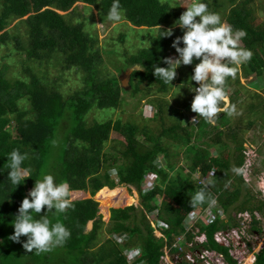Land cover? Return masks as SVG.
<instances>
[{"label": "trees", "instance_id": "16d2710c", "mask_svg": "<svg viewBox=\"0 0 264 264\" xmlns=\"http://www.w3.org/2000/svg\"><path fill=\"white\" fill-rule=\"evenodd\" d=\"M250 1L204 0L209 10L219 13L225 23L247 33L241 46L253 52L251 61L240 66L234 78H228L227 96L229 103L235 106L243 98L238 88L243 87L240 76L246 80L251 75L256 78L264 76V21L255 23ZM77 3L95 6L98 17L105 21L108 20L107 14L113 0H0V48L14 43L15 49L25 52L29 59L38 61L40 65H57L62 70L75 69L82 80L81 88L66 94L60 88L63 73L49 80L46 74L39 75L32 66L24 65L18 71L19 74L25 71L26 78L14 79L10 76L9 64L2 63L9 55H2L0 241L3 243L0 244V264H18L23 257L26 264H128L124 253L134 247L139 248V260L143 264H160L163 246H170L174 237L182 233L183 218L199 207H207L217 194L225 218L218 217L214 223L202 226L201 230L208 237V243L203 246L222 252L228 264H237L229 248L215 243L213 234L224 225L230 229L239 227L240 221L236 220L235 214L245 211L250 212L251 231L260 233L264 221L261 223L256 213L264 218V199L259 204H253L255 197L246 188L243 173L236 171L244 166L241 151L245 149L237 131L240 127H229L227 112L218 114L215 125L201 117H197L195 125H183L180 121L166 125L163 115L167 107L163 106L161 99L154 98L148 102L156 107L151 118L162 120L157 131H152L147 124L140 126L134 121L119 118L93 123L86 120L92 109H112L122 105V92L136 94L142 91L147 95L152 94L154 89L160 93L169 90L168 85L154 76V67H168L163 62L166 54L174 50L172 43L175 38L183 35V30L175 25L182 13L169 0H120L126 22L149 33L155 30L148 44L141 45L131 54L124 51L121 56L125 69L135 67L128 91L120 86L119 76L107 69L101 54L103 48L98 37L90 35L86 29L85 20L66 16L70 10H75ZM13 20H17L16 25L20 30L23 24L25 32L6 30ZM158 26L161 31L171 28L173 35L159 38ZM120 36L121 40H125V31ZM115 46L109 44L107 50L103 49L105 56L108 55L107 60L116 53L118 56L120 48ZM180 46L183 47V44ZM197 63L199 60L194 59L192 65L177 68L179 84H197L191 81ZM114 64L119 65L115 66L116 69L122 68L121 62ZM254 94L261 98L258 93ZM188 103L191 105V102ZM262 103L264 97L261 106ZM260 104L255 107H260ZM252 122L248 121L243 129H247ZM111 131L121 136V139H117L120 148H117V154L112 155L105 150ZM139 134L144 136V140L140 139ZM223 137H226V141H222ZM58 142L63 148L56 149ZM220 143H224L221 147L226 148L225 155L218 148L222 158L210 150L213 146L220 147ZM172 147H185L189 158L186 166L188 172L185 173L186 168H179L173 174L169 172L174 165L171 160L173 154L170 153ZM14 149L28 154L25 166L32 169V176L16 187L8 179V157ZM160 155L166 162L164 166L158 160ZM111 170H115L117 179L110 175ZM196 170L201 178L199 183L192 177ZM47 173L53 174L56 182L67 181L72 191H87L91 197L72 200L73 206L64 213H47L53 223H63L71 231V237L49 252L29 253L22 246L26 237L22 236L20 243L11 241L5 225L9 223L12 226L11 222L15 220L27 191L34 187L35 180ZM210 174H213L212 179L202 182ZM148 179L152 180L153 186L144 191ZM232 181L230 186L233 190L230 191L227 185ZM122 184L138 191L140 207L111 208L109 221L105 223L93 196L105 186L112 189ZM202 188L208 194V199L204 204L193 206L191 198ZM157 197L161 198L160 205ZM155 209H158L157 218L166 224L161 228L166 241L154 234V228L146 217ZM45 211L46 208L42 209L39 215H44ZM90 221L92 227L87 230ZM103 227L109 234H127L128 241L120 244L108 238L102 243L99 237ZM190 239L188 234L187 240ZM177 252L178 248H171V253ZM179 255L182 257L183 253ZM254 264H264V247L256 254Z\"/></svg>", "mask_w": 264, "mask_h": 264}, {"label": "rangeland", "instance_id": "374dc122", "mask_svg": "<svg viewBox=\"0 0 264 264\" xmlns=\"http://www.w3.org/2000/svg\"><path fill=\"white\" fill-rule=\"evenodd\" d=\"M165 1V0H163ZM170 3L175 6V8H178V10L183 13L186 11V8L183 6H186L188 3H190V0H169ZM89 7L85 6V4L77 3L75 5V10H70L66 16L72 17L74 19H79L80 21L85 20L86 29L89 31L90 35H96L99 40L100 47L107 50L108 45L116 44V48H120L118 50V56L116 54L112 55V58L110 60H107V56H105V50L102 49L101 54L104 60V63L107 66V69L112 72L115 75H120L122 72V69L125 70V66L123 64V59L121 56H123L124 51H128L129 54L136 52L141 45L148 44V40L150 35H152L153 32H147L146 29L141 27H134L131 23L126 22L123 18L119 23L110 22L108 20L101 21L98 17L97 11L95 6L88 5ZM249 6H251L254 10V17H255V23H260L264 21V0H251ZM85 8L87 10H85ZM90 9V10H89ZM85 10V12H84ZM226 11V9H225ZM66 13V12H65ZM64 13V14H65ZM83 14V15H82ZM87 17V18H85ZM17 20H13L11 23L7 25L5 28L6 30H12L16 31L17 33H21V31L25 32L23 29L24 25L22 24V28H20L16 25ZM136 28V29H135ZM169 29V28H168ZM123 31L126 33V39L121 40L120 34ZM146 35V38L144 37ZM14 43L6 44L1 46L0 48V67L2 63L9 64L10 68V76L14 79H25L26 73L19 74V69H21L24 65L32 66L36 71H38L39 75H44L48 79L53 78L55 79L58 77L59 74H62V86L60 87L63 92L66 94L71 93L72 91L81 88L82 86V80L80 74L77 73L75 69H67L62 70L59 66H51V65H40L38 61H35L34 59H29L25 52L21 51L19 49H15L13 46ZM9 49L11 52L9 53ZM8 53L9 57L5 60L2 58V55ZM125 55V54H124ZM178 54L176 53L175 49L168 51L166 54V58H177ZM6 61L2 62L1 61ZM35 61V62H34ZM62 61L65 62V57L62 55ZM122 65L121 69H116V65L114 63H120ZM176 77L171 81V86H169V90L167 92H157L155 89L152 94H143V92H138L136 94H132L130 92L127 93H121L123 104L112 109H92L86 116V120L88 123H93L94 121H105L107 119H121L122 121H134L138 123L140 126L147 124L151 126L152 131H157V128L159 125H161V118H151L153 115V108L156 107L150 104L148 102L149 99H161L163 101V106L167 107V110L165 112V116L163 115V120L166 125H169L173 122L180 121L183 125H195L197 123L194 121L195 114L191 111V105L188 102H192L194 93L190 91V88L188 87V83L184 82V84H179L177 82V77H180L178 69H176ZM49 79V80H50ZM240 81L242 82L243 87L239 86L241 95H243V98L240 100V102L236 105L237 113L236 115L229 116L230 117V123L229 127H240L237 131L239 132V136L241 138V141H243V147L244 151H241V154L244 157V172H243V181L247 185V189L251 191V194L254 195L255 200L253 201V204H259L261 202V199H264V104L262 103V106L260 104L262 98L264 97V76L262 78H256V76L251 75L249 79H244L242 76H240ZM192 87H198V84L191 85ZM180 90V91H179ZM130 91V90H128ZM254 93H258L260 97H257ZM172 99V100H171ZM171 101V102H170ZM229 101V99H228ZM260 104V107L256 108L255 106ZM187 105V106H186ZM263 113V115H261ZM248 121H253L252 124L247 128H245ZM226 128V127H225ZM140 139L144 140V136L139 134L138 135ZM117 139H121V136L115 132L111 131L108 142L106 143L105 150L109 152V154H117V148H120L117 144ZM194 140V139H193ZM222 141H226V137L222 138ZM195 140L192 142L194 143ZM220 147H211L210 150L213 154L219 155L221 158L223 155H221L220 150L218 148H221L224 155L226 153V148L221 147L224 145V143L219 144ZM63 148L61 142L56 143V149ZM170 153L173 154L171 157L172 162L174 165L172 168L169 169L170 173H175L177 169L179 168H186L187 162L189 161V158L186 155L185 147H179L170 148ZM159 162L164 165H166V162L163 160V156L160 155L158 158ZM189 169H185V173L188 172ZM197 172L192 173V177L194 180H198L197 183H199L200 175ZM110 175L117 179L114 171H110ZM213 174H210L207 176L206 180H202V182L206 183L208 180L212 179L211 177ZM234 181L231 182V184L227 185L229 187L230 191L233 190V188L230 186L233 184ZM152 180L148 179L143 187L144 190H147L149 187H151ZM118 186H124L126 188L127 192L133 196H135L137 199V203L133 204L135 206L140 207L141 198L138 193V191L134 187H130L128 185L122 184ZM30 191V190H29ZM29 191H27L29 193ZM87 192V191H83ZM100 191L97 192L99 194ZM89 194V192H87ZM75 194H71V199H84V198H90L89 195H79L77 197H74ZM218 196H216L217 203L218 202ZM157 199H160V197H157ZM113 203H115L113 201ZM100 206V203H98ZM251 205V204H250ZM98 206V208H99ZM130 206V205H128ZM127 207V206H124ZM119 207V208H124ZM221 208V206L219 205ZM201 207L198 208V211ZM111 209V208H110ZM222 210V208H221ZM110 211V210H109ZM201 212V210L199 211ZM250 214V212H248ZM100 214V212H99ZM233 214V213H232ZM235 214V213H234ZM249 214L246 212H243L244 219H247L249 221ZM102 219L105 223H108L109 220H107L106 216L102 215ZM110 217V212H109ZM148 219H152V213H148ZM234 217V215H232ZM236 220L240 221V226H242L241 221V215L240 213L235 214ZM260 217V216H258ZM223 218H225L224 212H223ZM261 223L263 222L264 218L261 216ZM243 219V220H244ZM247 221V222H248ZM260 223V224H261ZM247 225V224H245ZM228 225L226 224V227ZM239 226V227H240ZM92 227V221L88 222L87 224V230H90ZM5 228L7 229L8 236H11L14 231L12 230L11 224H6ZM226 230L222 231H230L232 229L225 228ZM245 230V228H244ZM241 237H244L243 242H240V239H237L235 234L231 232L230 239L234 241V245L236 246L233 248L231 253L233 256L238 260L239 264H248V262L251 259L252 253L248 252L249 245H251L253 248V252H259L264 247V225H263V233L262 234H254L243 231L242 234H240ZM109 237H113L112 234H109L104 230V227L102 229V233L99 237L101 239V242L103 243L105 240H107ZM199 238H197L198 240ZM238 240L237 242L235 240ZM226 243H228L226 241ZM247 245V246H246ZM98 247V246H97ZM96 247V248H97ZM95 248V249H96ZM181 250L187 251V246L183 245L181 247ZM190 253L189 251H187ZM205 257H209V260L212 259V262L216 261V264H226L223 259L220 257L219 261L217 262V257L214 255V253H204ZM173 255H170L168 253V256L165 257L164 262L167 264H174V261H172ZM215 257V259H214ZM23 257L22 259H24ZM19 259L18 264H26L25 260ZM186 264H189L186 262ZM205 264V263H200ZM251 264V263H249Z\"/></svg>", "mask_w": 264, "mask_h": 264}, {"label": "clouds", "instance_id": "9594fccd", "mask_svg": "<svg viewBox=\"0 0 264 264\" xmlns=\"http://www.w3.org/2000/svg\"><path fill=\"white\" fill-rule=\"evenodd\" d=\"M183 7L186 11L175 22V25L183 30V35L176 37L172 43L178 56L165 58L163 62L168 67L155 66L153 74L165 85L171 86L178 67L192 65L194 59L199 60L191 76V81H195L198 87L188 85L194 93L190 107L191 111L197 114L194 121L201 117L207 123L215 125L220 113L227 112L229 116L238 114L236 106L228 101L226 85L228 78H234L240 66L251 61L253 52L241 46V41L247 33L225 23L219 13L209 10L204 0H190V3ZM122 18L120 0H113L107 19L119 23ZM157 30L159 38L173 35L171 28L161 31L158 26ZM8 159V179L15 187L32 176L31 167L25 166L27 153L14 149ZM236 171L243 173L244 169L238 168ZM71 192L67 181L56 182L51 173L35 180L34 187L22 200L18 214L11 222L14 233L8 239L20 243V238L26 237L22 246L29 253L49 252L53 247L62 246L70 239L71 231L63 223H53L47 213H64L72 207ZM207 199L208 194L202 188L194 193L191 202L193 206H197L204 204ZM45 208L44 215H39ZM2 243L3 241H0V244Z\"/></svg>", "mask_w": 264, "mask_h": 264}, {"label": "built area", "instance_id": "2783aa9c", "mask_svg": "<svg viewBox=\"0 0 264 264\" xmlns=\"http://www.w3.org/2000/svg\"><path fill=\"white\" fill-rule=\"evenodd\" d=\"M114 174L116 176V173ZM152 186H153V182L151 183V187ZM151 187H149L148 189H150ZM148 189L144 191H148ZM157 201H158V205H160V199H157ZM212 201H215V202L213 203ZM212 201L207 207H201L199 209V211L201 210V212H199L197 209L195 212L189 213L183 218L182 220L183 231L182 233L174 237L170 246H168L167 244L163 246L162 248L163 254L160 256V261H159L160 264H167L164 262V260H165V257L168 256V253L170 255H173L171 260L174 261V264H186V262H188L189 264H200V263L216 264V261L212 262V259L209 260V257L204 256V253H210V252L214 253V255L217 257V262L219 261L221 257L223 261L226 264H228L222 252L214 250V249H209L203 246L205 243H208V237L206 235V232L201 230L202 226L214 223L218 219V217L223 218V210H221V208L219 207V204L217 203L216 198H214ZM245 212L249 214L247 211ZM242 214L243 213H240L242 226L231 228L232 229L231 232L235 234L237 239H240V242L245 241L244 237L240 236V234H242L243 231L246 230V232L254 233L251 231V227H250V220H251L250 214H249V221L247 219H244V216ZM256 216L261 221L262 219L261 215L260 217H258L259 214L256 213ZM157 217H158V209H155L154 212L152 213V219H149L151 226L154 228V234L158 238H163L166 241L167 239L165 235L163 234V232L161 231V228L166 227V224L160 221ZM263 225L264 223L262 224V231L260 234L263 233ZM223 227H225V225L221 226L219 230L214 232L213 240L215 241V243L223 246L224 248L226 247L229 248L230 255L237 261V264H239L238 260L231 253L233 248L236 247L234 245V241L230 239L231 232L222 231V230H226ZM188 234L191 237L190 240H187ZM254 234H259V233H254ZM112 235L113 237H109V238L113 239L117 243L124 244L125 242L128 241V236L125 233H120V234L113 233ZM197 238L199 239L197 240ZM237 239L235 240L236 242L238 241ZM226 241L228 243H226ZM247 243L249 246L248 252L252 253L249 263L254 264L256 261V254L258 252L257 251L253 252V249H252L253 247L249 245V242ZM183 245L187 246L188 248L187 251H189L190 253H188L187 251L183 252V250H181V247ZM171 248H178V252L175 254L171 253ZM178 253L179 254L183 253V256L181 257ZM124 255L126 256L128 264H143V261L139 260V256H140L139 248L134 247L130 250H127L125 251ZM182 261H184L185 263H183Z\"/></svg>", "mask_w": 264, "mask_h": 264}, {"label": "bare ground", "instance_id": "6f19581e", "mask_svg": "<svg viewBox=\"0 0 264 264\" xmlns=\"http://www.w3.org/2000/svg\"><path fill=\"white\" fill-rule=\"evenodd\" d=\"M100 193L93 196V198L100 203L99 212L103 216L105 215L107 220L109 219L110 208H119L137 203V198L129 194L124 186H116L114 188L103 187ZM75 194L74 197L81 195H89L83 191H72L71 194ZM113 201L115 203H113ZM249 263V262H248Z\"/></svg>", "mask_w": 264, "mask_h": 264}, {"label": "water", "instance_id": "95a60500", "mask_svg": "<svg viewBox=\"0 0 264 264\" xmlns=\"http://www.w3.org/2000/svg\"><path fill=\"white\" fill-rule=\"evenodd\" d=\"M134 69H135V67L127 68V69L123 70L118 77L120 86L123 87L125 90L130 89V77H131V73Z\"/></svg>", "mask_w": 264, "mask_h": 264}, {"label": "crops", "instance_id": "0c3cea01", "mask_svg": "<svg viewBox=\"0 0 264 264\" xmlns=\"http://www.w3.org/2000/svg\"><path fill=\"white\" fill-rule=\"evenodd\" d=\"M74 191H82V190H74ZM110 218V217H109ZM109 220V219H108ZM127 260V259H126ZM140 261H142V260H140Z\"/></svg>", "mask_w": 264, "mask_h": 264}, {"label": "flooded vegetation", "instance_id": "af4514ba", "mask_svg": "<svg viewBox=\"0 0 264 264\" xmlns=\"http://www.w3.org/2000/svg\"><path fill=\"white\" fill-rule=\"evenodd\" d=\"M261 233V232H260Z\"/></svg>", "mask_w": 264, "mask_h": 264}]
</instances>
